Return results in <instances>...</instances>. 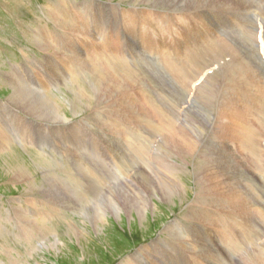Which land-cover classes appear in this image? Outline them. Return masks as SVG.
I'll use <instances>...</instances> for the list:
<instances>
[{
    "label": "rangeland",
    "instance_id": "374dc122",
    "mask_svg": "<svg viewBox=\"0 0 264 264\" xmlns=\"http://www.w3.org/2000/svg\"><path fill=\"white\" fill-rule=\"evenodd\" d=\"M253 1L234 0L240 10L248 9L250 15L245 13L238 22L230 23V18L237 15L230 11L225 25H220L224 33H218L215 27L222 19L216 18V12L207 18L205 27L191 13L184 16L179 12L180 9L194 11L198 0H0V261L5 264H264V233L261 234L264 232V152L259 154V162L253 160L257 166L262 163L263 169L247 161L242 156L247 151L239 148L231 126L225 125L223 111L242 104V98L228 90L236 84L234 77L244 71L240 66H229L230 49L245 50L249 59L259 58L264 50V0ZM208 6V9L213 7ZM86 15L89 24L86 32L93 36V47L81 30H71L75 20L83 27ZM199 31L205 34L207 43L204 39L197 41ZM105 34L111 40L106 49L111 57L100 60L96 54L100 52L95 48H100L98 37ZM216 34L221 42L209 44V38ZM229 44L233 46L228 50ZM206 45L213 46L204 49ZM104 59L106 62L102 63ZM227 69L233 72L229 77ZM102 72L107 75L105 78ZM217 74L220 79L223 77L221 82L218 76L213 77ZM126 76H133L135 86L144 91L136 96L133 125L144 128L147 123V130L130 138H150L152 142L148 140L146 149L141 144L132 148L131 143H126L124 134L117 128L122 123L120 117L108 114L104 120L106 108H111L113 101L118 102L115 84ZM205 76V82L201 80L195 85ZM19 91L24 95L21 92L15 98L14 92ZM29 94L32 98H28ZM29 99L39 102L37 105H42L43 111L38 114L31 111L28 107L31 105L26 104ZM253 102L255 109L249 110V114L258 118L249 116L247 120L259 129L255 137V148H259L264 142V106ZM7 104L13 107L12 111L2 108ZM49 108L68 117V121L48 113ZM158 111L165 112L164 117L155 116ZM166 113L173 114L170 120H165L169 119ZM181 122L193 127L191 131L185 128V133L194 148L177 152L165 141L170 139L172 131L181 137ZM223 127L229 136L219 132ZM224 146L234 150L236 156L225 152L215 154L216 147ZM166 151L172 170L164 167ZM220 157L228 158L236 174L243 178L239 189L243 193L241 199H236V205L228 211H220L214 205L219 193L212 183L214 169L209 166ZM238 170L245 171V176ZM225 172L234 185L239 184L230 170ZM162 178L173 186L169 198L159 191L151 192L157 179ZM157 187L161 190L162 185L158 182ZM213 192L214 196H210ZM138 195L145 196L139 200L149 203L144 211L124 208L114 215L110 210V203L118 200L116 197L125 206L128 199L133 203ZM207 197H213V205L200 206L197 200ZM137 255L141 256L140 260Z\"/></svg>",
    "mask_w": 264,
    "mask_h": 264
},
{
    "label": "bare ground",
    "instance_id": "6f19581e",
    "mask_svg": "<svg viewBox=\"0 0 264 264\" xmlns=\"http://www.w3.org/2000/svg\"><path fill=\"white\" fill-rule=\"evenodd\" d=\"M61 1V0H60ZM141 1V0H140ZM143 1V0H142ZM146 1V0H145ZM161 1H163V2H168L169 0H161ZM189 1V0H188ZM234 0H198V2H199V4L198 5H196L195 7H194V11L193 10H190V12H184L183 11V9H180L179 10V12L180 13H182L184 16H191V15H189V13H191L194 17H196V19H198L199 20V22L201 23V27H205V26H207V18L209 17V16H211L214 12H216L217 14V16H216V18L217 19H222V22L220 23V24H218L217 25V27H215V32H218V33H224V30H223V28L224 27H221L220 25H222V24H224L225 25V22H227V20H228V16L230 15V11L231 12H233V13H235V14H237V15H234V16H232L231 18H230V23H235V22H238V20H239V17H241L243 14L245 15V13L247 14V12H248V9L247 10H245V9H242V10H240L236 5H235V3L233 2ZM241 1H243L244 3H247L246 2V0H241ZM255 1V0H254ZM253 1V2H254ZM122 2V1H121ZM160 2V1H159ZM205 2V3H204ZM258 2H259V0H258ZM98 3V2H97ZM106 3V2H105ZM104 3V4H105ZM109 3V2H108ZM129 3V2H128ZM147 3V2H146ZM251 3V2H250ZM263 3V2H262ZM87 4V3H86ZM93 4V3H92ZM207 4V5H206ZM209 4H212V6L213 7H211V9H208L209 8ZM255 4V3H254ZM60 5V4H59ZM257 5V4H256ZM61 6V5H60ZM63 6V5H62ZM67 6V5H66ZM87 6H89V5H87ZM98 6H99V4H98ZM121 6V5H120ZM143 6V5H142ZM150 6V5H149ZM262 6V5H261ZM158 7V6H157ZM72 8H74V7H72ZM151 8V7H150ZM173 8V7H172ZM171 8V9H172ZM193 8V7H192ZM132 9V8H131ZM154 9V8H153ZM166 9V8H165ZM227 9H229V10H227ZM72 10V9H71ZM75 10H76V8H75ZM88 10V9H87ZM161 10V9H160ZM186 11H188V9H185ZM263 10V9H262ZM56 11V10H55ZM62 12H67L68 10H66V9H62L61 10ZM162 11V10H161ZM53 12V11H52ZM51 13V12H50ZM54 13V12H53ZM61 13V12H60ZM76 13V12H75ZM81 13V12H80ZM162 13V12H161ZM86 14V13H85ZM84 14V15H85ZM99 14H101V13H99ZM115 14H119V12L118 13H115ZM114 14V15H115ZM54 15V14H53ZM52 15V16H53ZM68 15V14H67ZM78 15V14H77ZM247 15H250V14H247ZM263 15V14H262ZM154 16V15H153ZM167 16V15H166ZM224 16V17H223ZM254 16V15H253ZM62 17V16H61ZM67 17V16H66ZM114 17V16H113ZM164 17V16H163ZM169 17V16H168ZM171 17V16H170ZM193 17V18H194ZM51 18V17H50ZM75 18V17H74ZM115 18V17H114ZM118 18V17H117ZM148 18H149V16H148ZM156 18V17H155ZM249 18V17H248ZM63 19V18H62ZM68 19V18H67ZM84 19H85V22H84V25H83V27H80V26H78L79 24H78V22L75 20V25L73 26V28L71 29L72 31H76V32H80V30L82 31V32H80V33H83V35L86 37V38H89V40H90V42L89 43H91V45H92V40H93V36L92 35H89L88 34V32H86L88 29H89V24H88V18H87V15L84 17ZM146 19V18H145ZM251 19V18H250ZM249 19V20H250ZM261 19V18H260ZM152 20V19H151ZM174 20V19H173ZM241 20V19H240ZM48 21V20H47ZM69 21H70V19H69ZM82 22H83V20H81ZM194 21V20H193ZM252 21V20H251ZM163 22H164V20H163ZM262 22V21H261ZM59 23V22H58ZM122 23V22H121ZM241 23H243L242 21H241ZM251 23V22H250ZM69 24V23H68ZM182 24V23H181ZM195 24H197L196 22H195ZM254 24V23H253ZM73 25V24H72ZM72 25H70V26H72ZM120 25V24H119ZM119 25H118V27H119ZM223 25V26H224ZM63 26V25H62ZM66 26H69V25H66ZM66 26H65V28H66ZM195 26V25H194ZM199 26V25H198ZM141 27V26H140ZM162 27V26H161ZM179 27V26H178ZM200 27V26H199ZM201 27H200V29H201ZM233 27H236V25L235 26H233ZM244 27H246V25L244 26ZM250 27V26H249ZM71 28V27H70ZM117 28V27H116ZM120 28V27H119ZM182 28V27H181ZM199 29V30H200ZM249 29V28H248ZM247 29V30H248ZM41 31V30H40ZM106 31V30H105ZM116 31V30H115ZM136 31V30H135ZM38 32V31H37ZM42 33V32H41ZM125 33V32H124ZM201 33V31H199V37H197V41L198 40H202V39H204V42H206V37H205V34L204 35H201L200 34ZM261 33V32H260ZM37 34H39V33H37ZM66 34V33H65ZM70 34V33H69ZM162 34V33H161ZM171 34V33H170ZM248 34V33H247ZM71 35V34H70ZM69 35V36H70ZM74 35H75V33H74ZM77 35V34H76ZM115 35V34H114ZM175 35V34H174ZM244 35H245V33H244ZM50 36V35H49ZM216 37H211V38H209V44L210 43H212L213 42V44H216L217 42H221V40H219V37L217 36V34L215 35ZM254 36V35H253ZM116 37V36H115ZM168 37V36H167ZM218 37V38H217ZM263 37V36H262ZM174 38V37H173ZM247 38V37H246ZM48 39V38H47ZM71 39V38H70ZM245 39V38H244ZM97 40V39H96ZM248 40V39H247ZM261 40V39H260ZM51 41V40H50ZM54 42V41H53ZM98 42H99V44H100V48H95V50H97V51H99L100 53H96L97 54V56H99L100 57V60H102V58H106V59H109L110 57H109V55L107 54V51H106V49L107 48H109L110 47V44H111V40H110V38L109 37H107L106 36V34L105 35H102V36H100V37H98ZM162 42V41H161ZM248 42V41H247ZM48 43V42H47ZM51 43H52V41H51ZM199 43H200V41H199ZM207 43V42H206ZM263 44H264V42H262ZM248 44V43H247ZM250 44V43H249ZM91 45L89 44V46L91 47ZM199 45H201V47L203 46V44L202 43H200ZM220 45H221V47H224V46H222V44L220 43ZM225 45V44H224ZM55 47H56V45H54ZM88 46V45H87ZM88 46V47H89ZM205 46V45H204ZM213 46V45H212ZM212 46H209V45H206V47L204 48V49H208V48H211ZM229 46H233V44L232 45H228L227 47H228V50H229ZM248 46V45H247ZM251 46V45H250ZM92 47H93V45H92ZM161 47V46H160ZM200 47V46H199ZM249 47V46H248ZM259 48V47H258ZM56 49V48H55ZM248 49H250V48H248ZM247 49V50H248ZM261 49V48H260ZM187 50H188V48H187ZM200 50V49H199ZM251 50V49H250ZM63 51V50H62ZM75 51V50H74ZM73 51V52H74ZM146 51V50H145ZM198 51V50H197ZM245 51V50H244ZM244 51H241V50H239V49H233V48H231L230 49V53H228V55H229V58H228V64H229V66H240L244 71L242 72V73H240L239 75H237V76H235L234 77V81H235V85H232V86H229L228 87V90L230 91V93L232 94V95H234V96H238V97H241L242 99H241V102H242V104H239V105H235V106H230V107H228V109H223V111H224V114H226V117H225V120H226V123H225V125H230L231 126V134L237 139V142H238V145H239V148L240 149H242V150H245V151H247V153L246 154H243L242 156L247 160V161H251V163L253 164V166L255 167V168H258V169H260L259 168V166L261 165V168H262V163L259 165V163H258V165L259 166H257L255 163H254V161L256 162V161H258L259 159L258 158H260L259 157V154H263V152H264V142H263V144L259 147V148H255V137H256V134H257V132H259V129L256 127L257 125H255V126H252L250 123H249V121L247 120V117H249V116H251V117H255V118H258V116L257 115H251V114H249V110H251V109H255V106H254V102L253 101H256L257 103H261L263 106H264V95L262 94V93H264V50L262 51V53L260 54V57L259 58H257V59H249V56L247 55V54H245V52ZM55 52H60L59 50H56ZM66 52V51H65ZM68 52V51H67ZM242 52H244V53H242ZM254 52V51H253ZM111 53V52H110ZM117 53V52H116ZM242 53V54H241ZM48 54V53H47ZM56 54V53H55ZM59 54V53H58ZM90 54V53H89ZM88 54V55H89ZM95 54V53H94ZM161 54V53H160ZM71 55V54H70ZM51 56V55H50ZM53 56V55H52ZM85 56V55H84ZM124 56V55H123ZM217 56V55H216ZM253 56V55H252ZM255 56V55H254ZM49 57V56H48ZM113 57H114V59H117V57L115 56V55H113ZM184 57H185V54H184ZM53 58V57H52ZM93 58H94V56H93ZM98 58V57H97ZM134 58V57H133ZM194 57L192 56V57H190L189 59L191 60V59H193ZM199 58V57H198ZM252 58V57H251ZM67 59V58H66ZM156 59H158V58H156ZM261 60V63H260V60ZM137 60V59H136ZM177 60V59H176ZM90 61V60H89ZM95 61V60H94ZM185 61H187V59H186V57H185ZM72 62V61H71ZM104 62H106L105 61V59H104V61H102V63H104ZM108 62V61H107ZM135 62H137V61H135ZM138 62H140V61H138ZM78 63V62H77ZM90 63V62H89ZM97 63V62H96ZM109 64H110V62H108ZM128 63V62H127ZM132 63V62H131ZM174 63V62H173ZM176 63V62H175ZM200 63V62H199ZM116 64V63H115ZM170 64V63H169ZM201 64V63H200ZM80 65V64H79ZM85 65V64H84ZM102 65V64H101ZM111 65V64H110ZM109 65V66H110ZM260 65V66H259ZM71 66V65H70ZM106 66H107V63H106ZM199 66V65H198ZM44 67V66H43ZM91 67V66H90ZM119 67V66H118ZM156 67V66H155ZM173 67V66H172ZM226 67V66H225ZM20 68H21V66H20ZM105 68V67H104ZM110 68H112L111 66H110ZM114 68H115V66H114ZM139 68V67H138ZM141 68V67H140ZM190 68H191V66H190ZM223 68V67H222ZM18 69V68H17ZM74 69V68H73ZM72 69V70H73ZM100 69H102V68H100ZM108 69V68H107ZM71 70V69H70ZM84 70V69H83ZM157 70V69H156ZM22 71V70H21ZM92 71V70H91ZM99 71V70H98ZM97 71V72H98ZM109 71V70H108ZM113 71V70H112ZM145 71V70H144ZM173 71V70H172ZM209 71V70H208ZM72 72V71H71ZM116 72V71H115ZM135 72V71H134ZM133 72V73H134ZM15 73V72H14ZM73 73V72H72ZM86 73H88L87 71H86ZM101 73V72H100ZM108 73V72H107ZM106 73V74H107ZM137 73H138V71H137ZM178 73V72H177ZM182 73V72H181ZM213 73V72H212ZM218 73V72H217ZM77 74V73H76ZM98 74V73H97ZM102 74H103V76H104V78H105V76H107V75H104V73L102 72ZM130 74V73H129ZM147 74V73H146ZM146 74H144V75H146ZM192 74V73H191ZM231 74H233V72H231V71H229L228 69H227V74H226V76H230ZM4 75V74H3ZM8 75H9V73H8ZM88 75V74H87ZM96 75V74H95ZM111 75V74H110ZM74 76V75H73ZM101 76V75H100ZM113 76V75H112ZM124 76V75H123ZM147 76V75H146ZM217 76H218V78H219V75L217 74L216 76L214 75L213 77L215 78L216 77V79H217ZM226 76H224V77H226ZM11 77V76H10ZM110 77V76H109ZM118 77H119V74H118ZM125 77V76H124ZM127 77V76H126ZM133 77V76H132ZM131 77V78H132ZM6 78V77H5ZM13 78V77H12ZM24 78V77H23ZM98 78V77H97ZM96 78V79H97ZM131 78H129V77H127L126 79H124L122 82H118V84H115L116 85V88H115V96H116V98H117V100H118V102H114L113 101V103H112V106H111V108H106V111H104L105 112V114H106V117L104 118V120H107V116H108V114H112V115H115V116H118V117H120V120H121V124H119V126L117 127L123 134H124V136H125V141H126V143L129 145L130 143H131V147L133 148L135 145H137V144H141L140 145V147L141 146H144V148L146 149V147H147V143H148V140L150 139V138H148V137H140V138H138V139H131L130 137L131 136H133V135H135L136 133H138L139 131H141V130H143V131H146L147 130V123H146V120L144 121L146 124H145V126H144V128L142 127H135L134 125H133V122H135V102H136V96H137V94H142L144 91H143V89L142 88H138V87H136L135 86V84H134V82H133V80L131 79ZM137 78V77H136ZM139 78H140V76H139ZM203 77H200L199 78V80H197L196 81V84L195 85H198L199 84V82L202 80V82H205V78H206V76L202 79ZM208 78V77H207ZM22 79V78H21ZM84 79H85V77H84ZM89 79V78H88ZM122 79V78H121ZM133 79H134V77H133ZM148 80H149V78H147ZM175 79V78H174ZM220 79V78H219ZM223 79V77H221V79L219 80V82H221V80ZM26 80V79H25ZM71 80V82H72V79H70ZM69 80V81H70ZM100 80V79H99ZM98 80V81H99ZM87 81V80H86ZM101 81V80H100ZM108 81V80H107ZM153 81V80H152ZM151 81V82H152ZM166 81V80H165ZM206 81H208V79L206 80ZM9 82V81H8ZM7 82V83H8ZM90 82V81H89ZM93 82H96V81H93ZM155 82V81H154ZM164 82V81H163ZM6 83V82H5ZM92 83V82H91ZM104 83V82H103ZM107 83H109V82H107ZM168 83V82H167ZM10 84H11V82H10ZM27 84V83H26ZM25 84V85H26ZM29 84V83H28ZM143 84V83H142ZM156 84V83H155ZM19 85H21V84H19ZM23 85V84H22ZM21 85V86H22ZM145 85H146V83H145ZM144 85V86H145ZM10 86V85H9ZM70 86V85H69ZM155 86V85H154ZM16 87V86H15ZM26 87V86H25ZM53 87V86H52ZM146 87V86H145ZM196 87V86H195ZM79 88V87H78ZM113 88V87H112ZM147 88V87H146ZM159 88V87H158ZM97 89V88H96ZM12 90H13V88H12ZM16 90V89H15ZM14 90V91H15ZM30 90H32V89H30ZM49 90V89H48ZM158 90V89H157ZM18 91V90H17ZM77 91V90H76ZM82 91V90H81ZM90 91V90H89ZM22 92V91H21ZM20 91L19 92H14V96H15V98L17 97V96H19L20 94L19 93H21ZM32 92V91H31ZM85 92V91H84ZM83 92V93H84ZM159 92V91H158ZM28 93V92H27ZM87 93V92H86ZM146 93V92H145ZM19 94V95H18ZM22 95H24V93L22 92L21 93ZM78 94V93H77ZM82 94V93H81ZM144 94V93H143ZM147 94V93H146ZM149 94V93H148ZM8 95V94H7ZM46 95V94H45ZM74 95H76V94H74ZM89 95H90V93H89ZM93 95H95V94H93ZM30 96V94L28 95V98H32L31 96ZM35 96V95H34ZM33 96V97H34ZM42 96V95H41ZM47 96V95H46ZM51 96V95H50ZM54 96V95H53ZM149 96V95H148ZM246 96L249 98V99H251V100H253V101H251V100H249V99H247L246 98ZM12 97V96H11ZM55 97V96H54ZM76 97V96H75ZM81 97H83V96H81ZM145 97V96H144ZM23 98V97H22ZM37 99H38V97H36ZM44 98H46V97H44ZM77 98H78V96H77ZM10 99V98H9ZM85 99H86V97H85ZM98 97L96 98V101H98ZM30 101H28L26 104H29V105H31V106H28L29 108H30V110L32 111H34V112H40L41 113V111H43L42 109H41V107H43L42 105L41 106H38L37 104L39 103H36L37 101L36 100H34L33 101V99H29ZM45 100V99H44ZM74 100V99H73ZM80 100V99H79ZM151 100V99H150ZM5 101V100H4ZM13 101V100H12ZM36 101V102H35ZM39 101V100H38ZM43 101V100H42ZM62 101V100H61ZM75 101V100H74ZM73 101V102H74ZM84 101V100H83ZM86 101V100H85ZM147 101V100H146ZM54 102V101H53ZM66 102V101H65ZM80 102V101H79ZM143 102H144V100H143ZM8 103V102H7ZM33 103V104H32ZM92 103V102H91ZM95 103V102H94ZM138 103V102H137ZM146 103V102H145ZM43 104V103H42ZM53 104H55V103H53ZM69 104V103H68ZM72 104V103H71ZM93 104V103H92ZM142 104V103H141ZM153 104V103H152ZM157 104H159V103H157ZM162 104V103H161ZM160 104V105H161ZM175 104V103H174ZM49 105V104H48ZM79 105V104H78ZM82 105V104H81ZM90 105V104H89ZM99 105V104H98ZM184 105V104H183ZM54 106V105H53ZM56 106V105H55ZM62 106V105H61ZM72 106V105H71ZM91 106V105H90ZM93 106H95V105H93ZM5 107V109H9V110H11L12 108H11V106H9L8 104L6 105V106H2V108H4ZM47 107V106H46ZM79 107V106H78ZM153 107V106H152ZM159 107H161V106H159ZM158 107V108H159ZM53 108V107H52ZM50 109L49 108V110L47 111L48 113H52L55 117H60V119L62 120V121H64V122H66V121H68V117L66 118L63 114L61 115H59V113H57V111H55L54 109ZM59 108H61V107H59ZM85 108V107H84ZM89 108V107H88ZM91 108V107H90ZM99 108V107H98ZM162 108V107H161ZM47 109V108H46ZM56 109H57V107H56ZM78 109V108H77ZM92 109H93V107H92ZM156 109V108H155ZM171 109V108H170ZM20 110V109H19ZM60 109H58V111H59ZM78 110H80V108L78 109ZM85 110V109H84ZM83 110V111H84ZM95 110V109H94ZM163 110H164V108H163ZM12 111V110H11ZM18 111V110H17ZM145 111V110H144ZM159 111H160V109H159ZM157 112V114L155 115V116H157V115H159V116H162V117H164V114H165V112H166V109H165V112L164 113H161V112ZM46 112V113H47ZM75 112V111H74ZM80 112V111H79ZM37 113V114H38ZM47 113V114H48ZM172 113V112H171ZM29 114V113H28ZM142 114V113H141ZM168 114V116H169V113H166V115ZM25 115V114H24ZM27 115V114H26ZM30 115V114H29ZM45 115V114H44ZM172 116H173V114H171ZM170 115V116H171ZM14 116H15V118H17V116L14 114ZM28 116V115H27ZM37 116V115H36ZM53 116V117H54ZM148 116V115H147ZM150 116V115H149ZM154 116V115H153ZM154 116V117H155ZM170 116H169V119H168V117L167 116H165V117H167V118H165V120L167 119V120H170ZM175 116H177V115H175ZM174 116V117H175ZM54 117V118H55ZM241 117H244V119L243 118H241ZM11 118V117H10ZM147 118V117H146ZM158 118V117H157ZM228 120H227V119ZM18 119V118H17ZM38 119V118H37ZM101 119H102V117H101ZM139 119V118H138ZM162 119V118H161ZM173 119V118H172ZM172 119H171V121H172ZM160 120V119H159ZM173 120H176V119H173ZM140 121V120H139ZM161 121V120H160ZM159 121V122H160ZM44 122H46V121H44ZM70 122V121H69ZM136 122H138L137 120H136ZM167 122V121H166ZM38 123V122H37ZM142 123V122H141ZM162 123V122H161ZM169 123V122H168ZM171 123V122H170ZM173 123V122H172ZM49 124V123H48ZM53 124V123H52ZM51 124V125H52ZM58 124H60V123H58ZM78 124V123H77ZM163 124V123H162ZM166 124V123H165ZM164 124V125H165ZM22 125V124H21ZM79 125V124H78ZM176 125V124H175ZM179 127H180V136L181 137H179V136H177L176 134H173L174 132L172 131L171 133V136H169V138L170 139H168V140H166L165 141V144H167V145H169L173 150L175 149L177 152H181V151H189V150H191V149H193L194 148V143H193V141L191 140V138L185 133V128L186 129H188V130H193V127L192 126H188V127H186L185 125H184V123L183 122H181V123H179ZM1 126V125H0ZM85 126V125H84ZM93 126V125H92ZM140 126V125H139ZM153 126H155V125H153ZM157 126V125H156ZM263 124H262V128H263ZM88 127V126H87ZM94 127V126H93ZM106 127V126H105ZM173 127V126H172ZM5 128V127H4ZM91 128V127H90ZM158 128H159V125H158ZM157 128V129H158ZM166 128V127H165ZM215 128H218V127H215ZM3 129V128H2ZM6 129V128H5ZM89 129V128H88ZM149 129V128H148ZM162 129V128H161ZM164 129V128H163ZM84 130V129H83ZM151 130H153V128L151 129ZM160 130V129H159ZM167 130V129H166ZM263 130V129H262ZM149 131V130H148ZM162 132H164V130H161ZM152 132V131H151ZM150 132V133H151ZM162 132H160V133H162ZM219 132H221V133H223V135L224 136H229L230 134L228 133V132H226V130H224V127L223 128H219ZM3 133H5V132H3ZM2 133V134H3ZM50 133V132H49ZM89 133V132H88ZM118 133V132H117ZM153 133V132H152ZM166 133V132H165ZM19 134V133H18ZM196 134V129L194 130V132H193V135H195ZM173 135V136H172ZM154 136V135H153ZM6 137V136H5ZM97 137V136H96ZM107 137V136H106ZM164 137V136H163ZM99 139V138H98ZM3 140V139H2ZM149 141H151V140H149ZM3 142V141H2ZM152 142V141H151ZM160 142V141H159ZM176 142H177V144H176ZM4 143V142H3ZM234 144H235V142H233ZM126 144V145H127ZM6 145V144H5ZM9 147V146H8ZM73 147V146H72ZM139 148V147H138ZM137 148V149H138ZM154 148H156V146L154 147ZM137 149H136V152H137ZM142 149H143V147H142ZM148 149V148H147ZM166 149H164V151H165ZM130 151V150H129ZM148 151V150H147ZM153 151V150H152ZM155 151V150H154ZM128 152V151H127ZM134 152V151H133ZM145 152V151H144ZM215 154H217V155H220V154H222V152H225V153H228V154H230L231 156H236V153H235V151L234 150H232V149H230L229 147H227V146H224L223 148H221V147H216L215 148ZM134 154V153H133ZM140 154V153H139ZM147 154V153H146ZM141 155L142 154H140L139 155V157H141ZM148 155V154H147ZM250 155V156H249ZM137 156V155H136ZM157 156V155H156ZM138 157V156H137ZM165 157H166V160L164 159V167H166V169L167 170H172V164H171V162H170V160H169V158H168V154H167V151H166V155H165ZM136 158V157H135ZM154 158V157H153ZM257 158V159H256ZM48 160V159H47ZM129 160V159H128ZM141 160V159H140ZM254 160V161H253ZM123 161V160H122ZM142 161V160H141ZM155 161V160H154ZM207 161H209L208 159H207ZM253 161V162H252ZM126 162V161H125ZM128 162V161H127ZM132 162V161H131ZM259 162V161H258ZM101 163V162H100ZM138 163H139V161H138ZM161 163V162H160ZM159 163V164H160ZM127 164V163H126ZM128 164H129V162H128ZM158 164V165H159ZM123 165V164H122ZM149 165V164H148ZM156 165H157V163H156ZM157 165V166H158ZM105 166V165H104ZM152 166V165H151ZM162 166V165H161ZM250 166L252 167V165L250 164ZM163 167V166H162ZM209 167H212L213 169H214V173H213V176H212V179H213V185L216 187V189H217V191H218V196H217V198H218V200H217V202L214 204L217 208H218V210H220V211H228V210H230L231 208H232V206L233 205H236L235 204V200L237 199V201H239L240 199H241V197H240V194H243V193H240L239 192V189H240V187H241V182L243 181V178L242 177H240L238 174H236V172L234 171V169L232 168V166L230 165V161H229V159L228 158H226V157H220L219 159H218V162L217 163H211V165L209 166ZM128 168H129V166H128ZM130 168H131V166H130ZM149 168V167H148ZM156 168H158V167H156ZM264 168V167H263ZM262 168V169H263ZM47 169V168H46ZM152 169V168H151ZM159 169V168H158ZM226 169H228V170H230V172L231 173H233L238 179H239V184H237V185H234L230 180H229V178H228V176L226 175ZM131 170V169H130ZM140 170V169H139ZM132 171H133V169H132ZM155 171V170H154ZM166 171V170H165ZM164 171V172H165ZM177 171V170H176ZM260 171V170H259ZM262 171V170H261ZM130 172V171H129ZM137 172V171H136ZM135 172V173H136ZM150 172V171H149ZM238 172L240 173V174H242V176H245V171H243V170H238ZM159 173V172H158ZM141 174V173H140ZM176 174H178V173H176ZM126 175V174H125ZM135 175V174H134ZM161 175V174H160ZM159 175V176H160ZM10 176V175H9ZM8 176V177H9ZM16 176H17V174H16ZM18 176H19V174H18ZM22 176V175H21ZM132 176V175H131ZM141 176H143V175H141ZM149 176V175H148ZM134 177V176H133ZM151 177V176H150ZM157 177V176H156ZM177 177V176H176ZM24 178V177H23ZM132 178V177H131ZM135 178V177H134ZM181 178V177H180ZM140 179V178H139ZM153 179V178H152ZM163 180H160V179H157V184H158V182L162 185V187H161V190L157 187V184L156 185H154L153 186V188H151V192L152 191H159L160 193H162V195L164 194V195H166L167 197H168V195L169 194H171V193H173L174 191L173 190H171V188H173V186H172V184L171 183H168L164 178H162ZM12 180V179H11ZM151 182H153L152 180H151ZM247 182V181H246ZM136 183V182H135ZM246 186V185H245ZM250 186V185H249ZM253 187H254V185H253ZM30 188V187H29ZM175 188V187H174ZM251 188V187H250ZM249 190V189H248ZM29 191H31V190H29ZM251 191V190H250ZM255 191V190H254ZM262 191V190H261ZM156 193V192H155ZM246 193V192H245ZM256 193V192H255ZM154 194V193H153ZM214 194H215V192H213L210 196H214ZM251 194V193H250ZM246 195V194H245ZM244 195V196H245ZM173 196H175L174 194H173ZM247 196V195H246ZM145 196H140V195H138V196H135V199H133V203H135V204H133L132 203V201L130 200V199H128V198H126V199H128V201H129V203L127 204V205H125V206H121L120 205V203H119V197H116V198H118V200L117 201H115V202H113L112 204L110 203V210H112L113 211V213H114V215L115 214H119V212L122 210V209H124V208H126V209H128V208H130V209H132V208H134V209H136L137 210V212H141V211H144L146 208H147V206L149 205V203L147 202V201H145V200H139L140 198H144ZM231 197H232V202H230V200H231ZM107 198V197H106ZM169 198V197H168ZM199 198V197H198ZM213 197H207L205 200H200V199H198L197 200V202L199 203V205L200 206H202V204H203V206H211V205H213V199H212ZM44 199V198H43ZM251 199V198H250ZM256 199V198H255ZM109 200H110V198H109ZM109 200H108V202H109ZM248 200V199H247ZM160 201V200H159ZM241 202V201H240ZM257 202V201H256ZM49 203H51V201H50V198H49ZM96 205V204H95ZM104 205V204H103ZM154 205V204H153ZM165 205V204H164ZM223 205H224V207L226 206V208H225V210H224V207H223ZM245 206H246V204H244ZM106 206V205H105ZM192 206V205H191ZM242 206H243V203H242ZM252 206H254V205H252ZM190 207V206H189ZM197 207V206H196ZM205 208V207H204ZM203 208V209H204ZM248 208V207H247ZM9 209V208H8ZM198 209V208H197ZM260 209V208H259ZM44 210V209H43ZM106 210H108L107 208H106ZM105 210V211H106ZM192 210V209H191ZM199 210V209H198ZM205 210V209H204ZM208 210V209H207ZM254 210V209H253ZM263 210V209H262ZM261 209H260V211H262ZM26 211V210H25ZM88 211V210H87ZM239 211V210H238ZM80 212H81V210H80ZM134 212V211H133ZM236 212V211H235ZM257 212V211H256ZM87 213V212H86ZM188 213V212H187ZM44 214V213H43ZM98 214V213H97ZM148 214V213H147ZM96 215V214H95ZM135 215V214H134ZM192 215V214H191ZM223 215V214H222ZM253 215V214H252ZM102 216H104V213L102 214ZM101 216V217H102ZM108 216V215H107ZM221 216V215H220ZM233 216V215H232ZM100 217V216H99ZM118 217V216H117ZM143 217V216H142ZM44 218V217H43ZM47 218V217H46ZM95 218V217H94ZM235 218V217H234ZM25 219V218H24ZM89 219V218H88ZM193 219V218H192ZM213 220H215L214 219V217L212 218ZM237 219H238V217H237ZM250 219V218H249ZM255 219V218H254ZM27 220V219H26ZM101 220V219H100ZM194 220V219H193ZM219 220V219H218ZM257 220V219H256ZM86 221H88L87 220V218H86ZM96 221V220H95ZM140 221V220H139ZM237 221V220H236ZM245 221V220H244ZM45 222V221H44ZM210 222V221H209ZM215 222H217V221H215ZM233 222V221H232ZM249 222V221H248ZM34 223V222H33ZM97 223V222H96ZM196 223V222H195ZM206 223V222H205ZM256 223V222H255ZM91 224V223H90ZM177 224V223H176ZM200 224V223H199ZM221 224V222H219V225ZM234 224V223H233ZM249 224V223H248ZM247 224V225H248ZM252 224V223H251ZM191 225V224H190ZM196 225H198L197 223H196ZM235 225V224H234ZM241 225V224H240ZM208 226V225H207ZM261 226H263V225H261ZM175 227H178V226H175ZM217 227V226H216ZM220 227V226H219ZM239 227V226H238ZM264 227V226H263ZM74 228V227H73ZM81 228V227H80ZM27 229V228H26ZM69 229V228H68ZM176 229V228H175ZM180 229H182V228H180ZM196 229H198V228H196ZM200 229V228H199ZM240 229H242V228H240ZM249 229V228H248ZM252 229V228H251ZM255 229V228H254ZM36 230V229H35ZM77 230V229H76ZM203 230V229H202ZM216 230V229H215ZM218 230V229H217ZM216 230V231H217ZM221 230V229H220ZM258 230V229H257ZM260 230V229H259ZM25 231V230H24ZM72 231V230H71ZM74 232H75V229L73 230ZM206 231V230H205ZM240 231V230H239ZM261 231V230H260ZM100 232V231H99ZM184 232V231H183ZM186 232V231H185ZM241 232V231H240ZM255 232H256V229H255ZM259 232V231H258ZM175 233V232H174ZM195 233V232H194ZM203 233V232H202ZM224 233V232H223ZM222 233V234H223ZM247 233V232H246ZM252 233V232H251ZM257 233V232H256ZM262 233H264L263 231L261 232V234ZM199 234V233H198ZM248 234V233H247ZM26 235V234H25ZM201 235V234H200ZM207 235V234H206ZM252 235V234H251ZM264 235V234H263ZM203 236H205V232H204V235ZM225 236V235H224ZM249 236V235H248ZM260 237V236H259ZM195 238V237H194ZM203 239V238H202ZM244 240V239H243ZM242 240V241H243ZM247 240H249V239H247ZM261 240V239H260ZM53 241H55V240H53ZM205 241V240H204ZM224 241V240H223ZM227 241V240H226ZM259 241V240H258ZM210 242V241H209ZM228 242V241H227ZM244 242V241H243ZM242 242V243H243ZM248 242V241H247ZM251 242H254V240L253 241H251ZM233 243V242H232ZM222 244V243H221ZM228 244V243H227ZM239 244V243H238ZM255 244V243H254ZM52 245V244H51ZM240 245V244H239ZM250 245H252V244H250ZM261 245H263V244H261ZM50 246V245H49ZM165 246V245H164ZM260 246V245H259ZM52 247V246H51ZM50 247V248H51ZM243 248H244V246H242ZM263 247H264V245H263ZM55 248V247H54ZM242 248V249H243ZM258 248V247H257ZM258 249H260V248H258ZM149 252H151V251H149ZM253 252V251H252ZM250 253V252H249ZM234 254V253H233ZM134 256V255H133ZM137 257L139 258H141V256L140 255H137ZM150 257V256H149ZM148 257V258H149ZM137 258V259H138ZM140 258H139V260H140ZM247 258V257H246ZM253 258V257H252ZM10 259V258H9ZM62 261V260H61ZM146 261V260H145ZM148 261V260H147ZM9 262H11V261H9ZM135 262H136V260H135ZM239 262V261H238ZM144 263V262H143ZM242 263V262H241ZM240 263V264H241ZM0 264H5L4 262H2V261H0ZM13 264V263H12ZM17 264V263H16ZM222 264V263H221Z\"/></svg>",
    "mask_w": 264,
    "mask_h": 264
}]
</instances>
